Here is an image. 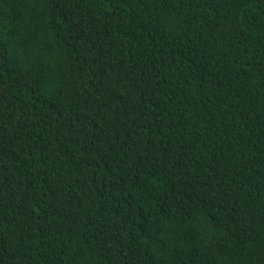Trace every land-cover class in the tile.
<instances>
[{
	"label": "trees",
	"instance_id": "1",
	"mask_svg": "<svg viewBox=\"0 0 264 264\" xmlns=\"http://www.w3.org/2000/svg\"><path fill=\"white\" fill-rule=\"evenodd\" d=\"M0 264H264V3L0 0Z\"/></svg>",
	"mask_w": 264,
	"mask_h": 264
},
{
	"label": "water",
	"instance_id": "2",
	"mask_svg": "<svg viewBox=\"0 0 264 264\" xmlns=\"http://www.w3.org/2000/svg\"><path fill=\"white\" fill-rule=\"evenodd\" d=\"M260 1L264 3V0H260Z\"/></svg>",
	"mask_w": 264,
	"mask_h": 264
}]
</instances>
